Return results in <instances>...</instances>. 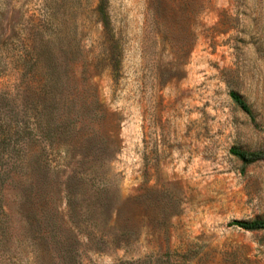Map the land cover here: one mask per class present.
Here are the masks:
<instances>
[{"label": "rangeland", "instance_id": "rangeland-1", "mask_svg": "<svg viewBox=\"0 0 264 264\" xmlns=\"http://www.w3.org/2000/svg\"><path fill=\"white\" fill-rule=\"evenodd\" d=\"M21 138L0 264H264V0H0Z\"/></svg>", "mask_w": 264, "mask_h": 264}, {"label": "trees", "instance_id": "trees-1", "mask_svg": "<svg viewBox=\"0 0 264 264\" xmlns=\"http://www.w3.org/2000/svg\"><path fill=\"white\" fill-rule=\"evenodd\" d=\"M230 95L233 101L241 108L245 110L249 109L248 103L237 91H230ZM59 123V121L56 122V124ZM49 126L50 121H47L45 125H43L45 133L48 131L47 128ZM33 134V130L30 129L28 130L26 136L30 138ZM33 145L34 143H30L29 140H25V138L16 139L13 144L11 141L5 142L4 140L2 142V148L0 149V185L14 181L15 175L19 173L18 167L24 164V157ZM230 151L245 163H251L258 159H264V151L262 150L250 151L239 147H232ZM27 220L31 223L30 218H27ZM229 225L238 226L248 230L264 229V218H257L253 220H233L229 222Z\"/></svg>", "mask_w": 264, "mask_h": 264}]
</instances>
